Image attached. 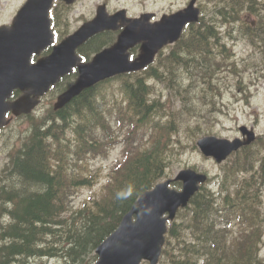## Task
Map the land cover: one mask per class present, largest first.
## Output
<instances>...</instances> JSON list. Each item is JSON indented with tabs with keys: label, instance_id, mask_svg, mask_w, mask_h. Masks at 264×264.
Masks as SVG:
<instances>
[{
	"label": "trees",
	"instance_id": "16d2710c",
	"mask_svg": "<svg viewBox=\"0 0 264 264\" xmlns=\"http://www.w3.org/2000/svg\"><path fill=\"white\" fill-rule=\"evenodd\" d=\"M241 1L235 0L231 12H226L229 5L226 2L216 23H212L218 28L226 22L238 21L241 9L236 4ZM257 5V0H243V11L258 12ZM212 23L203 19L198 27L191 29L181 46L166 57L160 56L145 71L146 81L140 80L130 89L125 88L129 106L123 113L127 118L138 122L169 114L159 99H151L152 86L147 82L150 78L163 83L181 101L182 109L172 113V120L184 122L191 115L197 117L196 126L200 127L215 118L218 109L213 95L218 94L219 86L214 82L219 78L214 75L223 71L233 75L242 72L237 71L231 54L222 61L204 62L207 48L223 41L216 29L210 27ZM100 39L105 43L108 38L97 36L87 46L91 49L102 46L97 44ZM249 39L258 46L257 32L252 30ZM181 69L189 79L204 78L208 92L195 98L177 84L182 78ZM93 97V92L84 93L68 107L42 118L30 131L27 143L12 156L0 181V264H24L36 256L68 257L66 264H82L116 229L122 214L136 198L163 179L167 165L166 128L161 131L163 140L156 155L153 151L140 153L132 160L137 159L135 162L125 166L126 170L115 183L114 196L87 209L95 215H82L81 221L87 222L84 226L76 224L74 217L70 222H67L69 217L61 219L72 193L64 168L71 167L76 161L75 155L88 147L83 136L75 138L69 146L62 144L74 129L72 117L80 115L82 121L91 118ZM174 125L175 120L170 126ZM240 170L247 173L243 178L239 177ZM222 191L216 198L203 188L181 211L179 220L170 227L164 264L264 263L260 256L264 236V156L251 151L237 156L224 171Z\"/></svg>",
	"mask_w": 264,
	"mask_h": 264
},
{
	"label": "water",
	"instance_id": "95a60500",
	"mask_svg": "<svg viewBox=\"0 0 264 264\" xmlns=\"http://www.w3.org/2000/svg\"><path fill=\"white\" fill-rule=\"evenodd\" d=\"M52 1L46 0L36 11L38 15L43 16L40 17V20H42L41 23H45L44 27L35 32L29 28L24 29L17 37L7 41V44L0 50V114L2 116L11 109L16 114L30 112L36 105L35 99H31L30 94L33 93L36 96L43 94L50 85L59 79L61 69L64 68L67 59L74 56L76 47L89 37L115 27L114 22H108L105 13L100 11L96 20L85 25L73 38L57 47L50 58L41 61L37 66L29 67L30 55L34 51L39 52L51 43V33L48 31L50 22L47 18ZM65 1L70 3L73 0ZM190 18L187 20L185 16H178L171 20H165L163 23L168 21L166 25H159L158 28L164 27L145 41L143 53L139 61L134 63L128 61L126 50L137 40L142 39L145 31H134L139 30V25L128 28L118 44L113 47L114 49L106 50L104 52L106 55L101 57L98 62L91 66H80L82 76L87 72H94L96 76L92 79H95L101 76L105 67L121 68V71L143 67L153 60L155 53L164 43L173 41L179 36L184 24L189 21H197L196 17L192 19V15ZM115 51L120 54L117 56ZM115 56L120 57L121 61L114 59ZM71 63L75 64V61H71ZM91 77L93 75L82 78L79 85L67 94L70 97L77 94ZM15 87H20L26 92V95L11 106H6L4 101ZM68 99L66 95L60 97L59 105H63ZM241 130L243 134L248 135L244 141L235 139L230 142L207 138L200 141L199 145L205 155L213 156L221 162L233 151L255 140V134L252 131L249 132L246 128ZM178 179L184 181L182 192L168 189L169 182H167L158 185L153 191L147 192L135 203L130 213L124 217L119 229L98 249L100 256L98 264H139L142 260H149L151 264L158 263L165 241L167 221L174 219L180 207L187 206L192 196L198 191L199 183L204 182L206 177L196 175L193 171H187L183 172ZM166 213L169 214V217L163 218ZM133 216H135V220H133Z\"/></svg>",
	"mask_w": 264,
	"mask_h": 264
},
{
	"label": "rangeland",
	"instance_id": "374dc122",
	"mask_svg": "<svg viewBox=\"0 0 264 264\" xmlns=\"http://www.w3.org/2000/svg\"><path fill=\"white\" fill-rule=\"evenodd\" d=\"M102 3H105L108 7L107 9L110 11L123 7L127 8L132 15H136L145 11H154L156 13L174 11L183 6L186 0H82L72 8L69 15H64V20L69 27H60L59 29L63 32L67 30L68 33L74 31L84 21L91 20L95 16L97 6ZM211 6L213 7V4H211ZM262 16L264 17V12ZM254 18L255 16L251 15L248 20L254 21ZM228 45L234 49L236 58H238L239 62L243 61V64L257 63V66L252 65V67L248 68V71L243 73L241 90L235 87L236 80L225 78L221 81V83H223L220 84L222 94L221 97L218 98V107L221 111L217 115L219 124L215 127V132L219 135L218 137L231 139L238 136V127L240 125H246L253 126L258 135L264 136V83L262 79L258 81V77H260L259 73H264V62H262L260 52L258 50L254 51V48L242 37L237 41L229 42ZM133 52L136 54L138 53L137 49L133 50ZM165 52L168 53L167 50H165ZM184 84L186 86L188 85L187 82H184ZM152 85L155 86V92L157 94L165 95L164 103L167 105L168 110H170L173 101L169 99V91H167L163 85H158L156 83ZM198 86L199 87L193 88L192 92L194 94H198L199 91L202 90V84H198ZM53 96L55 97L56 94L52 93L51 96L48 97V100H55ZM236 98L241 100L236 101ZM175 107L179 109L180 105L176 104ZM19 124L20 122H16L11 129L5 132L7 138H9L12 133L14 136L17 134V136L13 137L10 143L8 142L3 154H0V168L4 167L8 162L10 150L20 148L23 143L20 142L19 136L24 138L27 133V125L23 123L21 128ZM176 138L184 140V134L181 133ZM1 146L2 144H0V147ZM176 157L177 163L172 170L168 171L169 175L172 174V178L176 172L187 166H194L199 171L207 172L211 177H214L219 172V166L212 160L204 158L199 151H192L190 148H186L179 155H176ZM116 158H118V154L114 152L112 159ZM110 164H112L111 159L106 161L96 160L92 165L93 168H98L101 165ZM82 192L86 194L89 193L87 189H82ZM81 198H79L77 202H79ZM24 264H60V262L59 260L53 259H31L25 261Z\"/></svg>",
	"mask_w": 264,
	"mask_h": 264
},
{
	"label": "bare ground",
	"instance_id": "6f19581e",
	"mask_svg": "<svg viewBox=\"0 0 264 264\" xmlns=\"http://www.w3.org/2000/svg\"><path fill=\"white\" fill-rule=\"evenodd\" d=\"M33 146H34V145H33ZM13 223H14V222H13ZM38 238H39V237H38ZM36 257H37V256H36ZM36 257H35V258H36Z\"/></svg>",
	"mask_w": 264,
	"mask_h": 264
},
{
	"label": "flooded vegetation",
	"instance_id": "af4514ba",
	"mask_svg": "<svg viewBox=\"0 0 264 264\" xmlns=\"http://www.w3.org/2000/svg\"><path fill=\"white\" fill-rule=\"evenodd\" d=\"M2 0H0V2H1Z\"/></svg>",
	"mask_w": 264,
	"mask_h": 264
}]
</instances>
